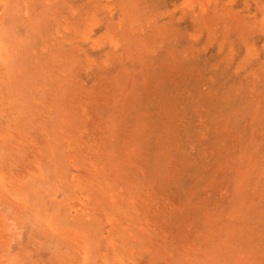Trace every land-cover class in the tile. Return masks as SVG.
I'll return each mask as SVG.
<instances>
[{
	"label": "rangeland",
	"instance_id": "1",
	"mask_svg": "<svg viewBox=\"0 0 264 264\" xmlns=\"http://www.w3.org/2000/svg\"><path fill=\"white\" fill-rule=\"evenodd\" d=\"M0 264H264V0H0Z\"/></svg>",
	"mask_w": 264,
	"mask_h": 264
}]
</instances>
